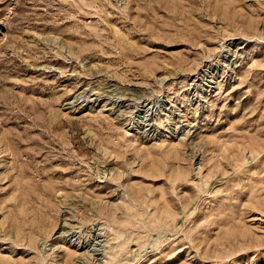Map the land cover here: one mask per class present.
<instances>
[{"label":"rangeland","instance_id":"374dc122","mask_svg":"<svg viewBox=\"0 0 264 264\" xmlns=\"http://www.w3.org/2000/svg\"><path fill=\"white\" fill-rule=\"evenodd\" d=\"M0 264H264V0H0Z\"/></svg>","mask_w":264,"mask_h":264}]
</instances>
